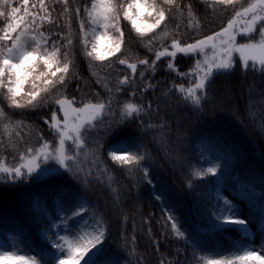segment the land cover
<instances>
[{"label":"trees","instance_id":"trees-1","mask_svg":"<svg viewBox=\"0 0 264 264\" xmlns=\"http://www.w3.org/2000/svg\"><path fill=\"white\" fill-rule=\"evenodd\" d=\"M178 2L183 15L173 10L166 23L156 29V34L164 29L171 34L157 39L152 51L144 46L149 37L142 42L128 22L121 19L125 42L117 57L127 58L129 62L148 59L151 63L157 49L162 46L171 49L172 39L179 37L182 43H192L219 31L234 14L233 6L225 9L222 5H215L214 0ZM248 2L251 0H239L235 7L238 10ZM22 4L23 0H12V6L20 8V15L24 14ZM32 4H36L35 9ZM90 4L91 0H68V13H65V5L60 0H45L52 23L45 22L41 31L50 42L66 44L64 37L72 40L70 58L75 75L70 76L60 90L62 95L68 99L74 97V107L87 102L96 103L97 100L107 103L112 96L109 114L101 118L104 125L120 119L125 102L137 104L145 112L121 125L112 123L113 131L105 133L104 127L90 131L85 148L79 152L68 145V154L77 157L74 163L70 162L71 171L62 170L60 175H50L43 180L33 177L15 184L6 179L0 181V241L9 251H14L10 247V238L18 236L20 243L16 254L36 256L38 260L46 258L54 264L56 249L51 241L56 240L57 233L67 235L69 228L83 227L85 222L91 231V226L100 222L105 239L103 251L97 257L98 264H203L198 258L204 253L197 251L194 256L191 243L186 244L173 233V221L168 216L174 214L185 236H191L209 250L227 255L236 245L247 243L259 250L264 246V231L254 244L256 233L251 231L249 223L247 227L251 235L245 236L238 226L236 230L241 238L237 239L227 235L230 226L223 231H214L210 230V223L214 210H217V201L223 205L224 199L236 205L240 218H244V206H247L249 211L244 218L247 222L262 219L264 73L235 65L211 81L202 111L193 110L173 85L183 83L185 87L190 86L189 79L181 78L177 72H188L196 58L178 54L174 61L176 71H169L167 64L172 58L162 57L157 61L155 72L145 65H138L135 76L126 65L118 63L117 57H110L112 67L107 66V61L92 62L89 67L90 61L82 54L80 21L85 20L87 28L83 9ZM189 5L194 13L193 23L198 22L199 29L188 26ZM28 8L38 12L39 0H29ZM5 23L6 17H0V28ZM37 23H40L39 19ZM140 72L145 75L141 77ZM126 75L134 83L118 85L117 81ZM98 78H101L100 83H97ZM105 82L113 90L111 93L104 87ZM117 87L120 92L115 91ZM25 89L30 90V85L26 84ZM0 108L11 120L21 122L11 138V143L19 151L29 146L39 147L43 142L40 137L50 145L55 144L56 138L44 120H50L54 109L60 116L57 105L49 103L37 109H11L0 95ZM149 124L155 127L149 128ZM0 143L4 145L0 147V157L9 165L19 163L18 152L8 146L9 139L2 130ZM116 144L131 147L132 152L145 154L146 159L140 166L115 163L108 157L107 150ZM95 149H99L95 151L98 161L93 156ZM218 165L223 167L222 170L218 167L216 177L208 174L198 179L192 175ZM143 168L148 169L147 179ZM148 180L152 183L149 184ZM189 183L193 185L191 189ZM222 189L235 198H228ZM77 197L87 210L71 219L69 228H65L60 217L66 211L71 215L69 209L75 210ZM68 238L72 239V236Z\"/></svg>","mask_w":264,"mask_h":264},{"label":"snow or ice","instance_id":"snow-or-ice-1","mask_svg":"<svg viewBox=\"0 0 264 264\" xmlns=\"http://www.w3.org/2000/svg\"><path fill=\"white\" fill-rule=\"evenodd\" d=\"M65 5V13H68V0H60ZM206 3L207 0H204ZM29 0H23V15H20V8L12 6V0H0V17H6L7 23L0 28V95L7 101L11 109H37L45 107L49 103L58 106L62 113V120L58 119L57 111L51 112L50 120L45 119L53 136L56 138L55 144L50 145L43 137L39 147L29 146L24 151H19L15 144L11 143L12 133L21 126L20 121H13L11 117L0 108V124L2 132L9 139V147L18 152L19 163L9 165L4 158L0 157V181L6 179L15 184L22 180L33 178L43 180L50 175H60V170L71 171L70 162L74 163L76 156L68 154L66 146H74L77 152L85 148L87 134L99 127H104L105 133L113 131L112 123L121 125L130 121L133 117H139L145 109L137 104L125 102L120 110V119L110 121L104 125L101 119L109 114L113 97L110 96L108 102L97 100L96 103L87 102L80 107H74L76 100L73 97L68 99L63 96L61 89L66 86L72 72L73 61L70 58L72 40L67 39L66 44H60L52 40L41 31L42 25L52 23L51 13L45 5V0H39V9L30 11ZM239 0H214L215 5H222L226 9L233 6L234 14L219 31L206 35L201 39H196L192 43H182L179 37L172 39L169 46H162L155 51V59L149 63L148 59H138L137 62H129L127 58L117 57V53L122 52V45L125 42L124 31L121 28V19L127 21L131 30L137 37L144 41L149 39L144 46L153 50V43L157 39L166 38L171 33L164 29L160 34H156V29L161 28L169 15L175 10L183 15L181 5L178 0H91L90 6H85L83 11L87 19L80 21V37L82 44V54L92 62L107 61L108 67H112L110 57H117L120 65H126L131 70L132 76L137 73L138 65H145L153 72L156 70L157 61L162 57H171L167 64V70L176 71L174 61L178 54L185 57L195 56L194 65L188 72H177L181 78H188L190 86L185 87L183 83L173 85V89L181 95L183 101L190 104L193 110L202 111V104L207 99L208 88L216 75L224 74L232 70L233 57L238 54L240 62L245 69L251 67L255 71L257 66L264 73V0H251L247 6H240L236 9ZM33 9L36 4H32ZM79 8L77 15H79ZM43 13V15H38ZM188 16L190 28L199 29V23H193L194 13L191 6H188ZM39 19L40 23H37ZM102 30V31H101ZM258 32L259 39L254 34ZM239 38L247 39V43H238ZM105 40L109 46L101 49L100 41ZM209 50L211 55H209ZM42 66V67H41ZM139 75L143 77L144 72ZM101 78L97 79V83ZM134 83L129 76L119 79L117 84L128 85ZM30 85V90L25 89V85ZM104 87L111 93L107 82ZM148 87H152L149 85ZM120 87L115 89L120 92ZM55 93V95H54ZM7 121V122H4ZM149 128L155 127L149 124ZM163 127V125H161ZM19 136V132H16ZM98 143V140L95 141ZM0 147H4L0 143ZM93 156L95 160L99 157ZM111 160L122 166H140L141 161L146 159L145 154L132 152L131 147H112L109 150ZM49 162H54L50 164ZM44 165V167H42ZM58 166V167H56ZM218 167L222 170V165L209 166L205 170L192 173L195 178L203 179L211 174L216 177ZM145 179L148 178V169L143 168ZM78 178V177H77ZM111 179V178H110ZM151 184L152 181L148 180ZM189 189L193 187L191 183ZM159 198V197H158ZM75 210L69 209L60 217L61 224L69 228V221L86 212L84 202L79 197L76 198ZM90 207V205H88ZM171 213V209L169 210ZM213 219L210 223V230L223 231L229 226H241L240 231L245 236L251 233L247 227L248 222L240 218L239 209L227 199L223 205L217 201V210H214ZM260 230L264 231V206L261 207ZM168 219L173 221L171 228L173 233L191 243L193 253L200 251L204 255L199 261L203 264H264V246L259 250L251 243L236 245L234 249L224 255L215 250H209L191 236H185V232L176 222L174 214H169ZM55 227V225H52ZM44 235V233H42ZM72 236L69 239L68 236ZM105 230L100 222L91 226L84 223L83 227L73 226L69 228L67 235L56 234V240L51 241L52 247L56 249L54 264H98L97 257L103 251V241ZM20 238L18 236L10 238V247L14 251L0 250V264H53L46 258L37 259L36 256L16 254L19 249ZM212 257H219L213 259Z\"/></svg>","mask_w":264,"mask_h":264},{"label":"rangeland","instance_id":"rangeland-1","mask_svg":"<svg viewBox=\"0 0 264 264\" xmlns=\"http://www.w3.org/2000/svg\"><path fill=\"white\" fill-rule=\"evenodd\" d=\"M101 31H102V30H101ZM254 35L257 36L256 39H259L258 32L255 33ZM247 42H248L247 39H245V38H239V37H238V43H247ZM99 43H100V45H101V49H102V50H103V49H106V48L109 46L108 42L105 41V40H101ZM169 50H171V49H169ZM209 55H211L210 50H209ZM191 57L197 59V57H195V56H191ZM237 64H239V65H241V66L243 67V65H242L241 62H240V58H239V55H238V54L234 55V57H233V67H234L235 65H237ZM243 68H244V67H243ZM248 68H252V67H251V62H249V67H248ZM257 69H259L258 66H257ZM59 113H60V112H59ZM57 115H58V114H57ZM62 118H63L62 113H60V116H58V119H61V120H62ZM66 147L68 148V146H66ZM112 147L125 148L126 146H124V145H114V146H111L110 148H112ZM110 148L108 149V156H109V150H110ZM109 157H110V156H109ZM49 163L54 165V162H49ZM54 166H55V165H54ZM42 167H44V165H42ZM56 167H58V166H56ZM62 170H63V169H61L60 171H62ZM33 177H35V174L33 175ZM221 191H222V192H223L228 198H230V199H234V198H235L234 195H232L229 191H227V190H225V189H222ZM240 202H241V204H244L242 201H240ZM248 211H249V208H248L247 206H244V212H243V216H244V218L247 216V212H248ZM260 221H261V220H258V219H251V221H248L251 230L255 231V232L257 233V236L263 232V231L260 230V226H259V225H260ZM236 227H238V226H236V225H232V226H230V228L226 231L227 235H228L229 237L233 238V239L241 238L240 233L236 230ZM254 242H255V244H257V238H256V239L254 238ZM0 250H8V251H9V248L7 247V245H6L4 242L0 241Z\"/></svg>","mask_w":264,"mask_h":264}]
</instances>
